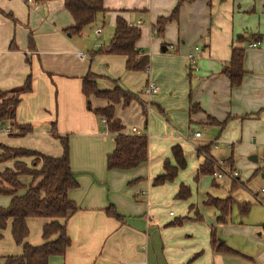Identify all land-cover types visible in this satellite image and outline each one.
I'll return each instance as SVG.
<instances>
[{
	"label": "crops",
	"instance_id": "crops-1",
	"mask_svg": "<svg viewBox=\"0 0 264 264\" xmlns=\"http://www.w3.org/2000/svg\"><path fill=\"white\" fill-rule=\"evenodd\" d=\"M54 1H40L37 9L26 5L27 19L30 12L38 13L44 7L50 11L64 8L62 0H58L57 7H54ZM178 2L177 19L165 24L162 36L155 35L153 25L156 19L168 17ZM103 7L104 11L97 14L94 22L85 26L90 37H98L105 21L114 29L116 17H123L141 30L136 47L149 55L146 72L126 71L125 57L121 55L99 53L91 57L93 51L107 46L113 32L105 46V43L92 44L87 57L79 59L76 56L78 51L69 48L62 36H71L64 31L73 24L70 15L72 22H66V26L52 22V34L46 39V44L52 48H65L43 52L40 62L36 59L35 46L40 47L41 43L34 42L30 28L26 47L21 45L18 48L11 39L6 51L0 52V58L6 55L4 62H0V90L18 87L28 74L31 75L32 89L17 105L15 120L18 124L31 125L33 131L15 136L8 146L59 157L62 147L59 140L51 136L50 123L55 122L57 134L68 137L70 167L77 181V187L68 192V197L78 208L65 222L70 245L62 256L50 257L48 264H209L210 261L211 264H222L220 256L211 250L210 245L211 230L220 242L225 243L224 236L217 233L215 227H208L209 236L205 229L203 246L181 249L167 243L169 230L164 227L162 214L178 201L182 212L181 218L175 220L187 217V223H203L200 201L191 194L194 182L197 185L202 176L209 175L210 185L219 187L215 179L223 178L215 177V170L201 172L205 157L184 144L180 133L193 136L199 125L212 134L203 137L200 133L199 138L194 139L196 145L209 146L210 158L230 160L231 168L239 165L242 170L237 177L240 185H235L230 178L225 196L213 198L207 194L205 204L213 206L216 221H219L221 212L212 204L215 199H229L234 203L225 216H229V220L232 207L238 211V205L251 207V201L264 204V195L259 192L264 188V0H103ZM238 35L244 37L242 43L236 42ZM253 42L257 43L254 47L250 46ZM11 43L15 49L9 48ZM233 45L244 47V75L236 87L230 86L221 71L230 59ZM195 46L200 48L194 64L187 55L196 53ZM13 50L21 53L23 66L7 72L4 65L12 64ZM97 56H104L115 66V71H94L90 63ZM32 65L37 67L33 76L29 72ZM88 71L97 76L96 84L100 90H112L116 82L122 89L137 95V100L130 101L127 106L116 104L114 115L123 126V134L147 136L146 161L130 169H106L105 157L113 150L114 134L107 130L106 121L103 123L102 118L91 110L105 107L107 101L93 96L87 101L81 92L82 77ZM150 80L156 83L157 91L146 95L143 90ZM191 104L198 106L196 111H189ZM146 105L149 111L145 109ZM158 109L161 110V114L157 113L159 116L153 112ZM159 118L180 136L164 133L168 127ZM221 122H224L223 127L219 125ZM177 144L182 148L185 166L189 164L190 168L184 171L183 178L153 185V179L163 174L165 159L175 165L171 148ZM219 152L221 156L218 158L215 154ZM25 162L29 164V159ZM6 167H12V162L0 163V171ZM18 179L23 185L30 182L28 176H19ZM181 184L189 189L187 200L175 197ZM241 190L251 197L240 198ZM10 199L8 195H0V206H8ZM109 204L121 218L106 214ZM170 213L168 211V216H172ZM44 222L39 218L26 220L29 229L26 241L29 244L42 243ZM196 228L185 227L190 232ZM4 235L11 237L10 227L3 231ZM208 246L210 252L213 251L212 257L206 251L201 259L192 262L191 258ZM261 247L253 264H264V246ZM8 248L12 252L1 257L21 253L20 245L13 248L8 243Z\"/></svg>",
	"mask_w": 264,
	"mask_h": 264
},
{
	"label": "trees",
	"instance_id": "trees-1",
	"mask_svg": "<svg viewBox=\"0 0 264 264\" xmlns=\"http://www.w3.org/2000/svg\"><path fill=\"white\" fill-rule=\"evenodd\" d=\"M62 2L73 20V24L64 29L70 35L80 33L85 26L94 22L97 14L104 11L103 0H62ZM179 8L180 2L176 4L168 17L156 19L153 25L155 35H163L165 24L169 20L177 19ZM6 16L14 20L10 13ZM140 34L139 27L130 25L123 17L117 16L113 35L107 46L93 51L91 57L99 53L121 55L125 57L124 69L126 71H145L150 59L147 52L136 47ZM235 39L237 43L244 41L241 35L236 36ZM28 40L31 43L30 36ZM9 48L15 49L16 47L11 43ZM243 58L244 47L233 45L230 59L221 70L227 76L231 87L238 86L244 75ZM96 78V75L88 71L82 77L81 92L87 101L91 96L107 101L105 107L91 109L95 115L105 119L107 130L114 134V147L105 157V167L107 170L133 168L147 160L148 139L146 135L123 134V126L114 115V106L116 104L127 106L130 101L137 100L138 97L119 87L116 82L112 90H100L97 87ZM31 89V75L28 74L22 85L0 90V126L7 124L10 130L9 135L24 136L33 131L31 125L18 124L15 120L17 105L22 96L29 93ZM197 108L196 104H191L189 111L194 112ZM157 113L161 114V110L158 109ZM143 116H146L144 109ZM144 125L146 126L145 119ZM219 125L223 127L224 122ZM50 134L59 140L62 147V154L59 157H52L33 149L10 147L0 142V163L12 162V167H6L0 171V195L11 197L8 206H0V240L3 238V231L9 225L13 242L21 246L20 254L1 257L2 264H48L50 257L62 256L70 245L65 222L78 207L68 197V192L77 187V181L70 167L68 137L57 134L54 121L50 123ZM208 147L198 146L195 151L199 155L206 156L200 167L201 172L212 173L214 164L207 159V156L209 157ZM171 154L175 165L165 159L162 163L163 174L153 179V185H163L167 181H172L177 172L185 167L184 154L179 144L172 146ZM26 159H29V164L25 162ZM225 161L227 167L230 168V160ZM19 176L30 177L29 184L23 185L18 179ZM188 196L189 189L181 184L175 197L186 199ZM212 204L221 212L218 220L225 222L226 213L234 203L229 199H215ZM249 208V205H238L240 214H246ZM105 212L111 217L121 218L112 204L108 205ZM28 218H39L45 221L41 228L42 243L38 245H31L26 241L29 234L26 223ZM184 219L186 217L177 219L171 224H180ZM210 240L211 248L215 252L237 253L225 243L220 242L214 230H211Z\"/></svg>",
	"mask_w": 264,
	"mask_h": 264
},
{
	"label": "rangeland",
	"instance_id": "rangeland-1",
	"mask_svg": "<svg viewBox=\"0 0 264 264\" xmlns=\"http://www.w3.org/2000/svg\"><path fill=\"white\" fill-rule=\"evenodd\" d=\"M58 2H59L58 0L54 1L53 3L54 7H57ZM24 4L22 3L21 0H14V1L0 0V52L6 51L8 42L11 39H13V43L18 48H21V45L26 47L28 29L30 28L33 32L34 42L41 43L40 47L35 46V49L37 50L38 53V57L36 59L38 62H40L39 58H41L43 52L65 48L64 46L59 48H52L51 46L46 44L47 42L46 39H48L49 36L52 34V30L50 29V24H52V22H55L58 25L63 24L64 26H66L65 25L66 22H69L70 24L72 21L68 12L64 8H54L53 11H50L47 10L46 7H44L45 5L43 6L45 9L43 8L40 9L38 13L30 12L29 18L27 19L26 17L27 4L26 3ZM9 13L16 19V21L6 16V14ZM146 22L147 21H145L144 23L147 24ZM100 27L101 30L98 37H90L87 27H85L82 32L78 34H73L70 37L66 36V34H62V36L66 41L65 44H68L69 48L74 47L76 51H82L84 53H87V50L91 47L92 44L100 45L101 43H105L103 45L105 46L106 42L108 41V38L113 32V27L108 26L106 21L104 22V25ZM12 52H13V56L11 58L12 64L5 63L4 65V68L7 72H12L13 68L17 69L23 66L24 59L21 53L18 52L17 50H13ZM4 59H6V55L0 58V62L2 61L4 62ZM90 64H91V68L97 72L112 73V71H115V66L107 62L104 56H97L93 58ZM35 69H37L36 65L30 66L29 72L32 73V76L33 73L35 72ZM149 82L155 83L152 80H150ZM153 112H155V114L158 115L156 110ZM162 122L166 124L168 127L167 129L165 128L164 133L166 134L169 133L170 135L176 133L174 130L170 128L167 122L165 121ZM5 128H8V125L1 124L0 142L8 145L9 141H12L15 136L4 133ZM192 130L196 131V129H192ZM197 130L198 132L203 134V137H208L210 136V134H212L210 132H205V129L202 128L200 125L197 126ZM146 132L144 131L145 134H147ZM175 135H178V133H176ZM180 135L184 140V144L188 146V148L191 149V151H194L196 146L194 137L188 134L184 136L182 133H180ZM215 155L219 158L221 156V152L216 153ZM223 161L225 162V164H227L225 160ZM189 168L190 165L186 164V166L180 170V173H178L171 182H174L178 178H183L184 171L188 170ZM235 170L238 173V175L239 172H242L239 165L235 166ZM229 179L230 178L227 175H223L222 179H215L219 187H213L210 185L211 178L209 175L202 176L201 180L197 183V185L196 182H194V186L191 191V194L195 200L198 199L200 201L199 205H201V213L203 214V223H196V222L187 223L188 218L186 217V219H184L186 222L182 220L181 224H171V222H173L176 218H181L179 216L182 211L179 206L180 204H178V201L176 200H175L176 202L173 205H170L167 208L166 214H162L164 217V224H165L164 227L169 230V234H168L169 240L167 239V243H169L173 247H179L181 249L190 248L192 246L198 247V245L203 246L204 245L203 241L206 237L205 229L207 230V235L209 236L208 227L212 226L215 227L217 233L224 236L225 243L228 246L232 247L233 249H236L237 252L239 251L238 253L215 252V254H218L220 256L222 264H253L254 262L253 259H255L258 252H260L262 248L261 245L264 246V204L252 203L251 201V207L247 214H239L236 207H232L231 220H229V216H228L227 218H225V222L216 221L215 219L216 213L214 211L213 206L209 204H205L207 199V194H210V197L213 198L215 197L221 198L225 196ZM231 180L234 182L235 185L237 184L240 185L238 178ZM239 193H240L239 194L240 198L241 196L243 198H246V196L248 198L251 197L248 192L247 194L246 192H243V190H241ZM246 200H250V199H246ZM168 211L172 213V216H168ZM188 225L196 226L197 228L194 232H190L185 229V227H188ZM9 227L10 226L8 225L6 229H8ZM8 243H11L13 248L17 247V245L14 242H12L11 237L8 238L4 235V237L0 241V250H1L0 264L3 263L1 255L7 254L8 252H12L11 250L9 251ZM206 251L208 253H211V257H212L213 251L210 252L208 246L205 251L198 254L194 259L191 258L194 255L192 254L190 256V258L193 260L192 262L201 259ZM241 253L245 254L246 257ZM209 264H211V261Z\"/></svg>",
	"mask_w": 264,
	"mask_h": 264
},
{
	"label": "built area",
	"instance_id": "built-area-1",
	"mask_svg": "<svg viewBox=\"0 0 264 264\" xmlns=\"http://www.w3.org/2000/svg\"><path fill=\"white\" fill-rule=\"evenodd\" d=\"M25 2L27 3V5L31 6L33 9H37V8H39V6H40V1H39V0H26ZM256 44H257L256 42H253V43H250V46L254 47ZM194 51H195L196 53H189V54L187 55V57H188V59H189V61H190L191 63H194V64H195V61H196L197 58H198L197 52L199 51V47H198V46H195V47H194ZM76 56H77L79 59H84V58L87 57V54L84 53V52H82V51H78V52H76ZM194 64H193V65H194ZM147 70H148V68H146L145 71H147ZM156 91H157V86H156V84L153 83V82H149V81H148V82L146 83L145 87H144L143 93L146 94V95H150V94H152V93H155ZM145 109H146V110L149 109V108H148V105L145 106ZM102 121H103V123H105V119H104V118H102ZM132 131L134 132L135 129H132ZM9 132H10L9 128H5V129H4V133H9ZM199 136H200V132H194V133H193V137H194V139L199 138ZM197 147H198V146L196 145V146H195V149H196ZM202 156H204V157L206 158L205 155L202 154ZM207 159L211 160V162H213V164H214V168H215L214 176H215V177H217V178H221L223 175H227L229 178H231V179H233V180H234V179H237V177H238V173L236 172V170H235V169H232V168H228V167L226 166L225 162H224L222 159H221V160H216V161H215V160L210 159L208 156H207ZM259 192H260L261 194L264 195V188H261V189L259 190ZM263 202H264V199H263ZM170 214H172V213H170Z\"/></svg>",
	"mask_w": 264,
	"mask_h": 264
},
{
	"label": "water",
	"instance_id": "water-1",
	"mask_svg": "<svg viewBox=\"0 0 264 264\" xmlns=\"http://www.w3.org/2000/svg\"><path fill=\"white\" fill-rule=\"evenodd\" d=\"M252 158H254V159H255V157H252Z\"/></svg>",
	"mask_w": 264,
	"mask_h": 264
}]
</instances>
